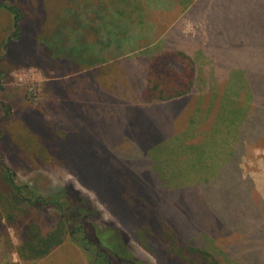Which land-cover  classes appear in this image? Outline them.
I'll return each mask as SVG.
<instances>
[{
    "label": "trees",
    "instance_id": "obj_1",
    "mask_svg": "<svg viewBox=\"0 0 264 264\" xmlns=\"http://www.w3.org/2000/svg\"><path fill=\"white\" fill-rule=\"evenodd\" d=\"M163 1L164 3L158 0H142V4L145 3L143 10L147 8V11L152 7H158L157 9H164V11L170 10L171 4L168 5V1ZM184 4L183 8L178 9V11L186 10L181 20L178 22L175 20L171 26L161 32L164 24L170 22L177 10L161 15L166 18L164 22L158 20L157 17L160 15L158 13L155 15L158 22L154 20L148 22L145 28L146 26L142 24L135 25L134 19L120 17V10L128 12L121 6L119 10L115 5H107L103 0H65L63 9L56 15L57 19L51 31L40 38L46 28L37 34H40L38 37H33V33L29 34V29L35 30L32 26L36 24L34 18L25 17L21 6L14 0H0V9L11 15L13 24L12 33L3 44H0V57L3 53L0 58V74L2 64L9 65L13 64L14 60L19 61L16 57L21 59L22 53L25 54L24 57L28 54L38 55L45 65H60L70 70L72 68L90 69L92 71L89 74L90 78L97 85V90L100 89L98 99L104 101L106 106L108 103L111 105L107 107L109 115L106 120L102 118L99 123L96 118L91 119L97 121L94 125H103L104 131L107 130L108 123L115 119L130 117L131 113L137 114L135 107L141 115L149 106L170 104L179 100L187 104L189 100L196 97L198 108L188 121V127H193L189 128L190 132L186 137L180 138L181 144L187 150L184 155L180 152L175 153L174 156L181 160H188L191 165L199 164L203 167L209 159L208 151L210 154L217 152L218 155L223 152L224 155L220 156L221 164L217 168L218 172L213 177L214 173H212L202 181L197 180L180 187H169L166 184L167 172L169 173L167 168L169 163L174 164L173 154L157 151L163 143H175L174 139L179 137L171 129L162 134L158 141L153 142L150 140V133L145 132L139 122L136 126L134 124L138 129H130L129 134L128 131L123 134L101 133L102 136L94 140L96 150L99 152L95 155L94 150L86 147L88 143L83 132L68 131L62 135L56 133L50 126L42 131L38 130L42 125L40 123L35 130L36 134L29 136V141L35 146L33 155L38 161L54 158L62 160L65 165L74 166L81 182L95 191L99 197H104L107 203L114 205L122 199L124 201L126 197L128 203L137 202L139 197L131 186L136 170V182L142 185L144 190L146 187L152 194L158 196L157 204L154 206L144 202L143 198L140 199V202L143 201L145 204L142 203L143 206L140 208L143 216H139L137 221L140 226L143 223L148 225L149 230L140 233L144 235L142 239L139 235L141 240L134 230L130 229L134 224L132 218L135 215L127 213L123 215L128 235L120 234L118 242L125 248L124 250L121 246V250L126 253L125 258L136 264L149 263L134 255L128 243L130 238L140 243L156 259L157 264H264V249L258 246L259 240L264 238V210H260L264 200L260 197L253 198V182L249 177L242 176L239 166L247 146L254 145L264 138V135L260 134L259 126L260 117L264 113V76L256 72L257 65H255L256 59L264 62V40L260 35L261 29L253 34L239 33L235 38L226 36V31L233 30L236 23H240V26L244 25L241 28L242 32H245L250 24L243 18L245 15L233 16L235 12L233 7L239 4L252 5L253 8H246V10L254 15L256 19L254 21H261L264 24V0H188ZM240 7L243 6L240 5ZM244 9L243 7L241 10ZM185 20H199L203 23L204 20L208 21L209 45L214 52L210 53L204 46H200L197 55L193 54L197 43L201 44L204 37L201 34L193 36L185 34L182 30V21ZM141 36H146L148 40L141 42L135 40V37ZM36 39H40V42ZM23 41H26L28 46L26 52H22L20 48L17 49V45ZM124 42L125 48H123ZM34 43L39 44L44 54L41 50L36 51ZM31 45L34 49L32 52L28 51ZM207 53H210L211 58H208L206 62L198 59L199 55ZM113 63L122 70V73L119 76L120 79H114L116 82L113 89H109L100 73L101 71L103 73L102 69ZM205 67L209 68L207 73ZM235 70L244 76L247 89H242L243 95H246L243 99L242 115L240 118L236 116L231 118L234 132L229 133L227 130H222L220 125L226 120L225 114H222V108L227 105L224 101L227 95L221 91L219 94V89L226 81L231 82ZM224 73H226L225 76L222 75ZM198 85L202 88L197 87ZM209 90L213 92L214 98L210 107L203 111L199 101L207 97ZM238 96L239 94H236L228 98V101L231 100L230 105L234 101L238 102ZM59 97V101L50 104L51 111H59L65 105L70 107V100L68 101L64 95ZM214 106L216 110L213 111ZM201 111H203L201 119L194 120L198 112L202 114ZM6 120L7 117H3L1 121ZM208 123H210L208 133L195 131L201 124ZM114 134H116V140L124 137V140L132 145L127 153L119 151L114 155L106 150L107 144L103 145V142H108L110 145L109 138ZM202 134L205 137L198 139ZM210 141L211 144H209ZM79 142L84 143L83 147L79 146ZM205 144L209 148H202L201 145ZM26 146L30 147L28 144ZM154 146L157 149H154ZM197 151L202 152L197 155ZM194 152L195 155H193ZM110 161H114L115 166ZM135 163H139L136 168L133 167ZM181 191L192 192L193 195L198 196L201 194L202 201L209 208L211 202L215 201L217 204L215 214L217 217H214L213 221L210 220L205 228L199 229L197 243L191 238L186 241L187 243L179 240L180 236L177 237L178 234L170 223L169 218L172 216L169 215L165 206L161 205V195L169 198L173 193ZM244 194L248 195V200H251L244 203L250 208L253 207V210L239 209L238 202ZM80 199L81 196L77 191L66 188L48 200H55L56 206L61 211L68 210L67 217L72 220L79 216L81 211L78 209L84 208ZM45 201L44 197L35 195L30 187L17 185L10 171L0 164V264H7L3 262L5 256H1V252L7 254L15 248L9 239V226L16 230L21 228L23 230L24 238L20 248L17 249L22 259L43 258L63 242L64 231L61 224L47 232L41 230L38 223L39 208L49 203ZM67 203L68 206L64 205ZM71 205H77V210L71 208ZM129 206L131 207V204ZM181 209L185 210L183 207ZM158 217H161L167 226H171L174 232L160 225L162 222ZM151 224H157V227ZM82 225L94 227L95 231H98V227L91 222L83 221ZM86 230L91 234L88 228ZM155 230L161 233L157 234ZM106 231V234L110 231L109 236L111 232H114L113 229ZM159 234L164 236V240H169L167 247L163 248L159 245ZM99 257H103V263L98 262ZM105 257L106 254L98 250V258L96 257L94 264H107L104 262Z\"/></svg>",
    "mask_w": 264,
    "mask_h": 264
},
{
    "label": "rangeland",
    "instance_id": "obj_2",
    "mask_svg": "<svg viewBox=\"0 0 264 264\" xmlns=\"http://www.w3.org/2000/svg\"><path fill=\"white\" fill-rule=\"evenodd\" d=\"M14 1L21 6L25 17H33L36 22V24L32 25L35 30L29 29V34L33 33V37H38L40 34H37L43 28H46V30L40 35V38H43L45 34L51 31L53 24L55 23V19H57L56 15L63 9L65 2V0ZM158 1H162V3H164L163 0ZM165 1H168V5L171 4L172 6L168 11H164V9H157L158 7H152V10L148 9L146 11L147 8L143 10V5L145 3L142 4V0H103V2L107 3V5H115L117 9H119V6L127 9L128 12L119 9L120 17L134 19L135 25L142 24L146 26L145 28H147L146 24L148 22H152L153 20L155 22H158V20L160 22H164L166 18L161 15L170 12L172 13V11L177 10V12L172 15L170 22L166 23V25L164 24L163 28L160 30L161 32L171 26L175 20L177 22L181 20L183 12L186 10L178 11V9L183 8L185 6L184 2H187L188 0H176L177 2L175 0ZM160 5L162 4L160 3ZM240 5L245 9L241 10L243 7H240ZM246 8L253 7L248 4H239V6L233 7V9H235V12L233 13L234 17H241L245 15L243 18L248 22V24L250 23L246 28V31L242 32L241 30L244 25L240 26V23H236L233 30H230V32L226 31V36L235 38L239 33L253 34L258 32V29H261L262 31L260 32V35L264 40V24H262L261 21H254L256 20L254 15L249 14L250 11L246 10ZM158 13H160V15H158ZM155 15L159 16L157 17L158 20ZM139 21L140 23H137ZM182 22V30L185 34L192 36L201 34L202 37H204L202 43H197L194 48V55H197L199 49L198 47L200 46H204L210 53L214 52L212 47L209 45L208 30L210 26L208 25L207 20H204L205 24L203 21L199 20H185ZM12 31L13 24L11 15H9L7 11L0 9V44H3L7 40ZM223 38L226 39V37ZM36 40L40 42V39ZM135 40L141 42L142 40L148 39L146 36H141L137 38L135 37ZM34 45L35 47H33L36 48V51L41 50L44 54V50H42L38 43H34ZM27 47L26 41L17 45V49L20 48L22 52H26L28 49ZM125 47L126 45L124 42L123 48ZM33 50L34 49H32L31 45V48L28 51L32 52ZM210 53L205 55L201 54L198 59L206 62L208 58H211ZM24 55L25 54L22 53L23 57L21 59L16 57L19 61L14 60L13 64L1 65L0 103H4V106L3 108L0 107V164L10 171L13 181L17 183V185H26L34 190L35 195L44 197L46 201H49V203L45 204V206L43 205L42 208H39L40 219L38 223L43 232L50 231L57 225L61 224L64 231V240L43 258L37 260L22 259L19 256L17 249L20 248L24 238L23 230L22 228L21 230H16L14 227L9 226V239L15 248L11 249V252L7 254H5V252H1V256H5L3 262L7 264H94L96 257L98 258V250H100V252L106 254V257L104 258L105 263L108 259L111 264H129V262L131 264H136L128 258H125V248L118 242L120 234L123 233L124 235H128L126 229L127 227L123 222V215L126 213L128 215H135L132 218L134 224L131 225L130 229L132 231L134 230L136 236H138L139 240H141L144 235L140 233L149 230L148 225L143 223L144 225L142 224L140 226L138 224L137 219L142 215L140 208H142L143 204H145L144 202L149 205L153 204L152 206L156 205L158 196L152 194L151 190L146 187L144 190L142 185L136 182L135 178L137 177V173L135 170L134 181H131V186L135 191V194L139 197L137 202L128 203L126 197V199H124L125 202L122 199L118 204H109L104 197H99L95 191L88 188L83 182H81L74 166L70 164L65 165L62 160L59 161L54 158L38 161L35 155H33L35 146L32 145L31 141H29V136L36 134L37 131L35 132V130H37V126L40 123L42 125L38 128V130L45 131L47 126H50L56 133L62 135L66 134L68 131H81L87 138L88 145H86V147H88L89 150H94L95 155L99 152L96 150L97 148L94 145V140L100 138V136H102L101 133H104L105 135L107 132H109L108 134L113 132L123 134L128 131L129 134L130 129H138L135 126L139 122V124L143 127V130L150 133V140L154 142L156 140L158 141L159 137H161L162 134H165L166 131H170L172 129V132L177 134L179 138L174 139L175 143H163L164 145L162 144L157 151H161V153L169 152L173 154L172 159L174 164L169 163L167 168L169 173L167 172L168 180H166V184L169 187L189 185L197 180L202 181L206 177L211 176L212 173H214L212 177L215 176L219 170L217 168L221 164L220 156L224 155L223 152L218 155L217 152L210 154V151H208L207 156L209 159L203 167H200L199 164L191 165L188 160H181L179 157L174 156L175 153L179 154L180 152L184 155L187 150V148H184L181 144L180 138L181 136L186 137L187 133L190 132L189 128L193 127H188V121H190L191 115L193 117L195 110L198 108L197 98L195 97V99L189 100L187 104L185 101L179 100L170 104L149 106L145 108L147 111H144L141 115L138 114L137 107H135L137 114L132 115L131 113V115H129L130 117L115 119L114 121L108 123L107 130L104 131V128H102L103 125L99 126V124H94H97L98 120L100 123V119L102 118L103 120L108 118L109 114L107 107L111 105L108 103V106H106L104 105V101L98 99V90L100 89L98 88L97 90V85L92 82L89 75L90 72H92L90 69L77 70L72 68L70 70V68L67 67L65 69L60 65H45L43 64L44 61H41L42 58L38 55L34 56L28 54L25 57ZM106 55H108L107 52ZM2 56L3 53L1 54V57ZM255 65H257L256 72L261 73V75L264 76V62L256 59ZM102 70L104 71L103 73L101 71L100 76L105 81L106 87L113 89V85L116 82H114V79H120L119 76L121 75L122 70L115 63L110 64ZM205 71L207 73L209 68L207 69L205 67ZM225 74L226 73L222 75L225 76ZM221 78L224 79V77ZM101 84L105 85L104 82H101ZM197 87L200 86L198 85ZM242 89H247V87L244 82V76L241 75L238 70L233 72L231 82L226 81V83H223L219 89V94L222 92L224 95H227L226 100L224 98L227 105L222 108V114H225L224 117H226V120L222 121L220 125L222 130H227L229 133L234 132V128H232L231 125V118L235 116L240 118L242 115L241 111L244 107L243 99L244 96H246L243 95ZM195 93H197V91ZM207 94L206 98L199 101L201 103L203 102V111L208 103L214 98L211 90H209ZM236 94H239L237 97L238 102L235 103L234 101L230 105L231 100L228 101V98L235 96ZM61 95H64L68 101H71L70 107L65 105L59 111H51L52 108L50 104L56 103V101L60 99L59 96ZM219 101L220 98L218 99V102ZM215 107L216 106H214V109ZM7 109L8 111L6 112ZM203 111H201L202 114H199L200 112H198L199 115L196 114L193 119H198L199 121L201 119L200 117L203 115ZM78 113H80V115H76ZM211 115L213 114L211 113ZM3 117H7V120L2 122L1 120ZM92 117L96 118L97 121L95 122V120H91L93 119ZM88 118H90V120H88ZM208 125L210 126V123L201 124L197 127L198 129L196 128L197 130L195 129V131L208 133ZM259 126L261 127L260 134L264 135V113L260 117ZM115 135L116 134L109 138L110 145L108 142H103V145L107 144L106 150L112 152L114 155L119 151L127 153L128 150L132 148V145L128 141L124 140V137L116 140ZM204 137L205 135L202 134L201 138L198 137V139H202ZM211 143L212 142L210 141L209 144ZM26 144L30 147L27 148ZM83 145V142H79V146L83 147ZM156 146H154V149H157ZM201 146L204 149L209 148L207 144ZM201 152L202 151H197L196 154ZM193 155H195V152ZM192 157L194 158V156ZM185 158L187 159V155ZM107 160L109 161V159ZM110 162L115 166L114 161ZM138 165L139 163H135L133 164V167L136 168ZM239 166L242 176L249 177L255 184L253 185V198L257 199L258 197H261L264 200V138L260 139L254 145L247 146L245 154L240 159ZM149 179L153 178L149 177ZM85 183L87 184V182ZM66 188L71 191H77L81 196V204H84V208L78 209L81 211L79 212V216H76L72 220L69 219V227H67V224L64 222L65 217L69 214V211H61L56 206L57 203L55 200H48L52 198L53 195L65 190ZM153 196H155V198H153ZM247 197L248 195L246 194L240 197V201L242 202H238L240 210L254 209L253 207H248L244 203L251 201L248 200ZM142 198L144 199V202H140V199ZM202 198L203 196L201 194L198 196L193 195L192 192L186 193L183 191L173 193L169 198H165V195L160 196V201H162L161 205L163 207L165 206L167 212L170 213L169 215L172 216L169 219L171 220L170 223L172 224L173 229H175L178 235L176 233L175 234L178 238L180 236L179 240L183 243L188 241L190 238L197 243V236L200 235L198 232L199 229L202 230L206 227L210 220L213 221L215 220L214 217H217V215H215L217 211L216 202H211L210 209L206 203L202 201ZM129 204H131V207ZM255 204H257L256 201ZM64 205L68 206L69 204L67 203ZM181 207L185 208V210H182ZM71 208H76L77 210L78 206L71 205ZM260 210H264V205L262 209L260 208ZM158 218L162 222L160 225L168 227L170 230L172 229L171 226H167L161 217ZM62 219H64V221ZM83 221L93 223L98 227V231L96 232L94 227H86L85 225H82ZM153 227H157V224L153 225ZM86 228H88V231L92 234V236L87 233ZM111 229H113L114 232H111L112 234L110 233L109 236L108 234L110 231L106 234V230ZM157 229L158 228H156V230ZM70 231H73V233H70ZM158 233L161 232L158 231ZM139 235H141V239ZM159 235V245L163 248L167 247L169 240H164V236H162V234ZM128 243L135 256L146 260L149 264H157L156 259L150 255L140 243L136 242L132 238L128 240ZM121 246H123L124 250H121ZM258 246L259 248L264 249V238L259 240ZM122 251H124V253ZM98 260V262L101 263L103 257H99Z\"/></svg>",
    "mask_w": 264,
    "mask_h": 264
},
{
    "label": "flooded vegetation",
    "instance_id": "obj_3",
    "mask_svg": "<svg viewBox=\"0 0 264 264\" xmlns=\"http://www.w3.org/2000/svg\"><path fill=\"white\" fill-rule=\"evenodd\" d=\"M3 106H4V103H0V107L3 108ZM7 111H8V109L6 110V112H7ZM65 223L67 224V227H69V224H68V223H69V219H68V217L65 218ZM76 231H77V230H76ZM76 231H75V232H76ZM70 233H73V231H70ZM87 238H89V237H87ZM94 242H95V241H94ZM106 261H107L106 263L110 264V262H109L108 259H107Z\"/></svg>",
    "mask_w": 264,
    "mask_h": 264
},
{
    "label": "crops",
    "instance_id": "obj_4",
    "mask_svg": "<svg viewBox=\"0 0 264 264\" xmlns=\"http://www.w3.org/2000/svg\"><path fill=\"white\" fill-rule=\"evenodd\" d=\"M203 103V102H202ZM202 103H201V107H202ZM212 103H211V101L208 103V105L205 107V108H207L208 106L210 107V105H211ZM216 105V104H215ZM214 110H216V107H215V109H214V107H213V111ZM253 182V181H252ZM253 185H255L254 183H253ZM261 198V197H260Z\"/></svg>",
    "mask_w": 264,
    "mask_h": 264
}]
</instances>
